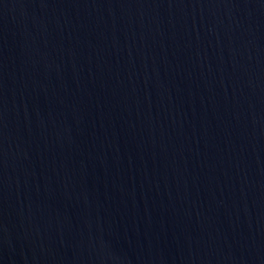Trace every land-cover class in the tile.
<instances>
[{
  "label": "water",
  "instance_id": "obj_1",
  "mask_svg": "<svg viewBox=\"0 0 264 264\" xmlns=\"http://www.w3.org/2000/svg\"><path fill=\"white\" fill-rule=\"evenodd\" d=\"M0 264H264V0H0Z\"/></svg>",
  "mask_w": 264,
  "mask_h": 264
}]
</instances>
